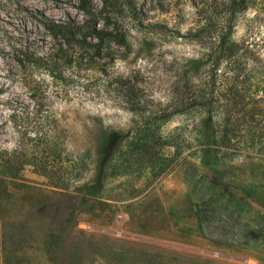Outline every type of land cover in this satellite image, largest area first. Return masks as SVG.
I'll use <instances>...</instances> for the list:
<instances>
[{
  "label": "rangeland",
  "instance_id": "1",
  "mask_svg": "<svg viewBox=\"0 0 264 264\" xmlns=\"http://www.w3.org/2000/svg\"><path fill=\"white\" fill-rule=\"evenodd\" d=\"M120 1L129 47L38 76L67 178L0 176V264H264V0ZM79 3L0 0V150L13 110L39 106L19 53L56 49L48 22L83 23ZM111 131L122 151L102 162Z\"/></svg>",
  "mask_w": 264,
  "mask_h": 264
},
{
  "label": "trees",
  "instance_id": "2",
  "mask_svg": "<svg viewBox=\"0 0 264 264\" xmlns=\"http://www.w3.org/2000/svg\"><path fill=\"white\" fill-rule=\"evenodd\" d=\"M240 1L244 6L246 1ZM100 2L101 9L97 10L89 5L88 0H80L79 9L86 17L83 23L48 22L47 28L50 31V36L56 42H60L52 52L43 55L36 51L29 52L28 48L27 51L21 50L19 53L17 62L25 72V87L35 92L33 99L39 103V106L35 113L24 109H14L10 115V122L18 135V142L13 151L0 150V176L15 177L21 168L32 166L39 175L54 174L59 180L58 183L67 178L66 174H61V170H63V158L69 151L65 143L60 141L56 135L58 128L56 114L51 110V107H44L46 105L38 101V95H41L42 99L47 98L46 89L43 88L45 83L38 76L46 74L53 79H58L61 78L58 75L61 76L65 70L74 66H88L97 57L96 53H90L92 48L97 52L111 43L125 48L130 46L126 31L119 26V17L123 12L121 1L100 0ZM101 20H103V25L99 27ZM199 33L200 29H196L190 35L196 38ZM229 37V34L225 33L220 37V43L228 45ZM181 105H184L183 101ZM186 108L173 107V111L157 118V120L167 122L175 114L184 112ZM129 109L135 114L142 112L140 107H130ZM209 118L213 119L212 116ZM206 129H210L212 133L216 131L213 124L207 125ZM124 138V135L118 131L104 133L98 151L102 162L113 159L122 151ZM142 146L144 145L139 141L135 146L136 153L147 152ZM19 156L23 161L16 162Z\"/></svg>",
  "mask_w": 264,
  "mask_h": 264
}]
</instances>
